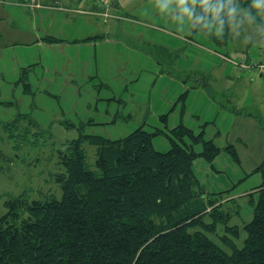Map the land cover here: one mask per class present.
Wrapping results in <instances>:
<instances>
[{
	"label": "trees",
	"instance_id": "1",
	"mask_svg": "<svg viewBox=\"0 0 264 264\" xmlns=\"http://www.w3.org/2000/svg\"><path fill=\"white\" fill-rule=\"evenodd\" d=\"M224 27L215 41L230 37ZM156 135L166 149L154 147ZM85 145L94 147L89 162ZM55 150L61 197L4 200L0 264H264V163L247 220L239 202L206 192L193 172L195 158L211 162L220 151L203 130L141 125L116 139L82 133Z\"/></svg>",
	"mask_w": 264,
	"mask_h": 264
},
{
	"label": "rangeland",
	"instance_id": "2",
	"mask_svg": "<svg viewBox=\"0 0 264 264\" xmlns=\"http://www.w3.org/2000/svg\"><path fill=\"white\" fill-rule=\"evenodd\" d=\"M106 1L117 15L116 19L111 20L109 28L113 30V40L118 45L115 49L112 45L114 42L111 45L102 43L100 58L105 68L102 72L106 78L115 79L125 73L121 68L124 61L134 65L131 72L127 71L132 79L137 78L133 94H106L104 90L96 93L86 84L79 94H75L69 85V92H61L57 84L43 86V89H39L41 92L37 93L35 89L38 88L34 87L37 85L36 76L32 75V71L37 70L38 73L40 64L35 67L19 66L24 64L22 56L31 59L39 54L28 42L29 34L18 31L31 29V22L24 16L23 8L14 7L11 0H6L8 8L0 11V216L6 211L4 200L22 193L30 197L51 193L57 198L61 197V189L52 176L60 168L55 148L65 141L82 133L116 139L141 125L148 129L170 127L179 109L176 106L169 116L171 123L159 122L156 117L158 110L169 109L174 102L158 104V99L179 96L178 105L183 106L184 103L189 108L185 113L187 117L190 108L192 110L194 107L191 95L184 100V94L192 92H183V89H189L191 79L186 78L180 89L181 85L177 81L171 82L167 73L159 72L161 68L154 65L158 59L182 68L188 63H195L196 58L201 63L197 67L200 72L206 69L207 61L210 65L214 63L213 59L215 62L217 59L210 58L207 48L224 51L225 45V50L229 52H224L228 62L240 59L231 52L232 47L243 49L241 58L264 59V50L259 49V43H264V13H258L255 20L245 18L242 23H232L230 37L226 43H220L215 38L207 37L209 31L212 33L209 27L207 35L199 30H179L175 26L176 22L156 7L155 0ZM105 37L106 34L100 39L104 41ZM188 37H192L194 42L186 40ZM172 40H175V44ZM47 54L50 56L49 52ZM81 54L88 55L89 52L84 48ZM45 61L49 63L50 60ZM164 74L163 82L159 76ZM27 83L31 84L30 92ZM223 105L222 116L234 109L231 103L223 101ZM197 107L202 109L200 104ZM238 110L255 116L258 112V108ZM14 121L15 128L4 127ZM231 125V120L228 124L219 121L222 144L216 155V163L204 158L201 161L195 158L194 162L197 178L204 189L208 192L223 190L224 196L250 191L251 187L258 185L262 176L256 168L264 161V137L255 135L256 131L253 132L251 128L252 122L239 121L235 127ZM238 136L242 139L238 140ZM153 142L158 150L168 147V141L163 136L156 135ZM85 148L89 162L93 159L94 147L85 145ZM219 174H223L225 180L220 179ZM229 183L232 186L228 187ZM237 201L241 214L248 220L252 205L246 196L239 197Z\"/></svg>",
	"mask_w": 264,
	"mask_h": 264
},
{
	"label": "crops",
	"instance_id": "3",
	"mask_svg": "<svg viewBox=\"0 0 264 264\" xmlns=\"http://www.w3.org/2000/svg\"><path fill=\"white\" fill-rule=\"evenodd\" d=\"M11 1L15 4L13 5L14 7L23 8L21 9L25 11L24 16L31 22V29L28 31L26 29H18V31L29 34L27 40L31 44V47L34 46L38 50L39 54L32 56L31 59L22 56L24 64H19V66L27 65L35 67L40 64L38 73H36L37 70L32 71V75L36 76L37 82L35 84L37 85H34V87L38 88V90L33 88L37 93L41 92L39 89H43V86H50L51 84L55 86L57 84L61 92H69L67 89L69 85L75 94H79L80 89L86 84V86L93 88L96 93L104 90L106 94H133L132 89L134 81L137 78L132 79L127 71L131 72L134 65H130L127 61H124L121 68H123L122 71H125V73L115 79H112V77L106 78L102 72L105 69L102 66L100 58L102 43L111 45L114 42L113 30L109 26H111V20L116 19L117 15L111 11L110 5L107 7L108 15L105 16L99 12V4L90 0H40L41 6L39 7H31L29 0ZM54 1L58 2L54 4ZM5 8H8L6 0H0V11ZM201 32L207 35L205 30ZM211 32L213 33L214 30L211 29ZM212 33L209 31L207 36L209 39H212V35H214ZM105 34L106 39L102 41L100 38ZM187 39L194 42L192 37H188ZM174 41L172 40L171 42L175 44ZM15 42L17 43L18 41ZM112 45L116 49L118 42L116 41ZM223 47L227 49V45ZM84 48L88 50V55L81 54ZM225 49L224 51H219L207 48L210 58L215 57L217 59L216 62L213 59L214 61L212 60V62L214 63L210 65H208L207 61L206 69L200 72L197 67L201 63H198L196 58H194L195 63H188L187 65H183L182 68L160 59L156 61L157 63L154 62V65L158 66L157 68H161L159 70L160 73H167L169 80H172L171 82L177 81L181 85L180 89H182V84L186 78L191 79L189 81V89L185 88L183 92L185 90L192 92L191 94H184V100L191 95L190 99L194 107L192 110L190 108L186 117L185 113L189 108L184 103L183 106L178 105L179 96L176 98L158 99V104L174 102L169 109L158 110L156 117L159 122L171 123L168 120L169 116L176 110L177 106L179 109L178 115L175 116L173 124L167 128L183 124L195 131L203 130L205 138L212 139L219 147L222 144L220 143L219 121L221 124H228V121L231 120L232 127H235L239 121H243V123L251 121L253 126L251 127L253 130H251L253 132L256 131L255 135L264 137V75L256 70L240 72L232 62L233 60L228 62L229 59L222 58V56L226 57L224 52L229 54ZM259 49L264 50V43H259ZM48 52L50 56H48ZM75 52L76 54H74ZM231 52L240 59H250L249 57L241 58L244 55L242 48L232 47ZM45 59L52 61L51 63L50 61L47 63ZM185 66L189 68H184ZM185 75L188 77H185ZM159 77L164 82L165 74ZM45 90L46 93H49L48 89ZM223 101L234 105V109L227 112L225 116H222ZM198 104L201 105L202 109L197 107ZM243 108H258L257 116L238 110H242ZM162 116H165L164 120ZM144 125H146V120H144ZM207 131H209L208 136L206 135ZM237 139L241 140L242 138L238 136ZM225 141L228 140L226 139ZM200 147V145L197 146V150ZM217 157L215 156L212 159V163H216ZM197 159H199L197 161H201L202 157H197ZM195 160L192 162V169L197 178L194 168ZM263 163L264 161L260 165ZM219 171L221 172V170ZM218 176H220V179H224L223 174H219ZM217 178L219 179V177ZM261 182L262 177L259 184L251 187L250 191L243 190L238 194H232L233 196H227L234 198L235 201L239 197L244 198V196L248 200L251 193L256 197L257 189ZM230 184L227 186H232ZM222 192L223 190L209 191V193ZM242 216L244 217V215ZM244 218L247 219L248 217Z\"/></svg>",
	"mask_w": 264,
	"mask_h": 264
},
{
	"label": "clouds",
	"instance_id": "4",
	"mask_svg": "<svg viewBox=\"0 0 264 264\" xmlns=\"http://www.w3.org/2000/svg\"><path fill=\"white\" fill-rule=\"evenodd\" d=\"M155 4L176 22L179 30L198 29L197 25L203 21L217 37L225 31L226 21L231 26L237 21L242 23L245 18L255 20L258 13H264V0H250L247 6L242 5L240 0H155Z\"/></svg>",
	"mask_w": 264,
	"mask_h": 264
},
{
	"label": "built area",
	"instance_id": "5",
	"mask_svg": "<svg viewBox=\"0 0 264 264\" xmlns=\"http://www.w3.org/2000/svg\"><path fill=\"white\" fill-rule=\"evenodd\" d=\"M90 1L98 3L100 7H105V8L108 7V3L106 0H90ZM57 2L58 1H54V4H56ZM29 5L31 7H39L41 6V2L40 0H29ZM102 14L107 16L106 11L102 12ZM222 57L228 59L225 56ZM232 62L236 65V67L240 72H249L251 70H256L260 72L262 75H264V59L258 61L254 59H238V60H233Z\"/></svg>",
	"mask_w": 264,
	"mask_h": 264
}]
</instances>
